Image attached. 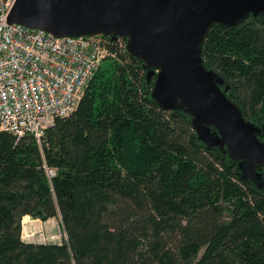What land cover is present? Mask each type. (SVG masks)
<instances>
[{"label": "trees", "instance_id": "obj_1", "mask_svg": "<svg viewBox=\"0 0 264 264\" xmlns=\"http://www.w3.org/2000/svg\"><path fill=\"white\" fill-rule=\"evenodd\" d=\"M109 48L41 146L0 132V264H264V177L207 149L151 99L142 61ZM201 57L264 131V14L213 25ZM25 216L59 218L63 241L24 242Z\"/></svg>", "mask_w": 264, "mask_h": 264}, {"label": "water", "instance_id": "obj_2", "mask_svg": "<svg viewBox=\"0 0 264 264\" xmlns=\"http://www.w3.org/2000/svg\"><path fill=\"white\" fill-rule=\"evenodd\" d=\"M262 14L264 0H15L7 21L55 38L124 40L149 87L153 79L149 94L158 107L187 113L203 145L222 149L260 189L264 131L228 98L201 48L213 25L233 27Z\"/></svg>", "mask_w": 264, "mask_h": 264}, {"label": "built area", "instance_id": "obj_3", "mask_svg": "<svg viewBox=\"0 0 264 264\" xmlns=\"http://www.w3.org/2000/svg\"><path fill=\"white\" fill-rule=\"evenodd\" d=\"M14 1L0 0V132L17 141L31 136L41 146L55 121L76 110L101 63L116 54L107 38H55L9 24ZM114 43L125 51L124 40ZM46 173L55 176L52 169Z\"/></svg>", "mask_w": 264, "mask_h": 264}, {"label": "rangeland", "instance_id": "obj_4", "mask_svg": "<svg viewBox=\"0 0 264 264\" xmlns=\"http://www.w3.org/2000/svg\"><path fill=\"white\" fill-rule=\"evenodd\" d=\"M34 220V219H33ZM31 220H25L22 225L21 238L24 242L35 244L61 243L63 241V229L60 219L54 218L47 222L33 223ZM28 235L30 238H27Z\"/></svg>", "mask_w": 264, "mask_h": 264}, {"label": "crops", "instance_id": "obj_5", "mask_svg": "<svg viewBox=\"0 0 264 264\" xmlns=\"http://www.w3.org/2000/svg\"><path fill=\"white\" fill-rule=\"evenodd\" d=\"M25 218H27L28 220H31V218L29 217V216H25V217H23V219H25ZM23 219H22V221H23ZM50 220H52V219H50ZM50 220H48V221H50ZM31 222H33V223H38V222H40L41 223V221H39V220H33L32 219V221ZM47 222V221H46ZM44 223V222H43Z\"/></svg>", "mask_w": 264, "mask_h": 264}, {"label": "bare ground", "instance_id": "obj_6", "mask_svg": "<svg viewBox=\"0 0 264 264\" xmlns=\"http://www.w3.org/2000/svg\"><path fill=\"white\" fill-rule=\"evenodd\" d=\"M227 155V154H226Z\"/></svg>", "mask_w": 264, "mask_h": 264}]
</instances>
